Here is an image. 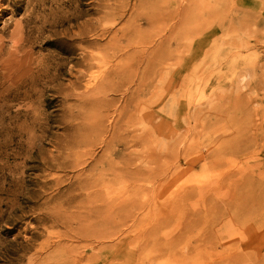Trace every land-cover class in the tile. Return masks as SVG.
<instances>
[{"label": "rangeland", "instance_id": "rangeland-1", "mask_svg": "<svg viewBox=\"0 0 264 264\" xmlns=\"http://www.w3.org/2000/svg\"><path fill=\"white\" fill-rule=\"evenodd\" d=\"M0 46V264H264V0H0Z\"/></svg>", "mask_w": 264, "mask_h": 264}, {"label": "bare ground", "instance_id": "bare-ground-1", "mask_svg": "<svg viewBox=\"0 0 264 264\" xmlns=\"http://www.w3.org/2000/svg\"><path fill=\"white\" fill-rule=\"evenodd\" d=\"M15 33H17V32H15ZM19 35V34H18ZM20 37V36H19ZM22 39V38H21ZM25 41L23 40L22 41V43H24ZM27 42V41H26ZM25 42V43H26ZM22 43H20V39L19 40H17L16 39V42H14L13 44H11V46H13L14 47V50H15V52H17L18 53V51L22 48H24V46H25V44H22ZM1 46H0V53H1ZM12 54H13V52H12ZM16 54V53H15ZM20 71V70H19ZM257 257H258V255H257ZM259 259V258H258ZM96 261V260H95ZM105 262H106V260H105ZM111 264V263H110Z\"/></svg>", "mask_w": 264, "mask_h": 264}]
</instances>
